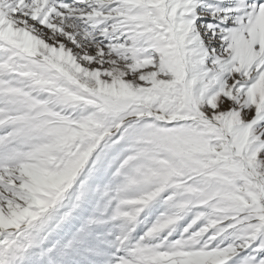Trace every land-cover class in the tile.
Masks as SVG:
<instances>
[{"label": "snow or ice", "instance_id": "obj_1", "mask_svg": "<svg viewBox=\"0 0 264 264\" xmlns=\"http://www.w3.org/2000/svg\"><path fill=\"white\" fill-rule=\"evenodd\" d=\"M0 264H264V0H0Z\"/></svg>", "mask_w": 264, "mask_h": 264}]
</instances>
